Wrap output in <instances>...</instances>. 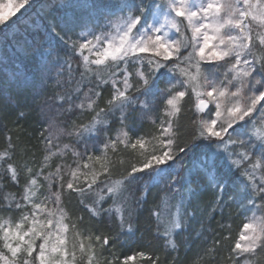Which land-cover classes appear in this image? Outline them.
Masks as SVG:
<instances>
[{
  "label": "snow or ice",
  "instance_id": "snow-or-ice-1",
  "mask_svg": "<svg viewBox=\"0 0 264 264\" xmlns=\"http://www.w3.org/2000/svg\"><path fill=\"white\" fill-rule=\"evenodd\" d=\"M32 5L0 4V69L11 61L9 46L34 69L0 76L15 81L12 87L31 77L26 86L40 109L42 146V160L21 163L12 136L0 141V217L9 216L0 223V264H128L134 257L121 261L115 249L140 231L146 194L161 184L175 212L163 223L157 217L165 257H149L150 264H180L175 238L187 232L209 190L221 214L236 207L251 215L236 237L221 225L204 254L214 260L217 246L231 241L217 264H260L264 0H53L42 23L30 26L23 20ZM13 26L9 38L5 29ZM66 67L79 72V86L59 95L56 115L91 119L63 121L54 141L45 118L52 105L41 98ZM24 117L16 113L17 121ZM64 137L69 143L61 147L56 141ZM129 146L132 161L124 158ZM69 150L73 163L45 174ZM169 248L177 253L171 261Z\"/></svg>",
  "mask_w": 264,
  "mask_h": 264
},
{
  "label": "trees",
  "instance_id": "trees-1",
  "mask_svg": "<svg viewBox=\"0 0 264 264\" xmlns=\"http://www.w3.org/2000/svg\"><path fill=\"white\" fill-rule=\"evenodd\" d=\"M53 0H34L33 5L28 8L25 16L27 19L23 20L24 24L27 25H40L42 23L41 17L49 12L50 4ZM43 9V11H42ZM23 11V10H21ZM54 14V9L52 10ZM20 13H17L19 16ZM13 20L16 17H12ZM17 31L15 26L9 31L5 29L6 35L11 38L12 35ZM8 55L11 57V61L5 60L8 63V67L0 69V73H11L16 71L19 74L31 73L34 69L30 61L26 58H17L12 52L11 46L8 47ZM73 69L76 68V62L72 61ZM105 77L107 78L108 70H104ZM31 77L27 76L24 85L12 87L15 81H4L3 77L0 76V141L3 140L4 134L7 133L12 136L13 140L19 144L18 148V160L23 163L25 160L28 161H39L42 160L41 145L37 140L41 125L38 120L41 118L39 115L40 109L36 104H33L32 94L27 89V84L30 83ZM50 86L46 89L42 100L47 99V102L52 105L51 112H48L45 108L46 116L51 126V135L55 141L57 136L61 135V125L63 121H67L71 124L74 120H79V122L87 123L90 119V115H78V114H65L63 116H57L56 113L59 110L57 107L59 95L64 94L68 91H74L76 87L79 86V72L73 71L69 72L67 67L64 69V74L62 77H57L55 81L49 82ZM103 106V103H101ZM24 111L25 117L22 120H16V113L18 111ZM181 122L187 124V117L182 116ZM6 126V127H5ZM262 134H264V128L258 129ZM19 136L18 134L21 133ZM184 139H187V128L185 129ZM115 136V133H113ZM60 146L63 147L64 143H69L67 137H64ZM124 145L121 144L120 148L124 149ZM56 151V149H53ZM139 148L137 149V153ZM108 155L111 157L112 153L109 151ZM125 159L132 161L133 155L132 150L129 146ZM75 158L71 154V150L67 157L63 158H53L54 164L51 168L45 166V174L48 171L55 172V164L65 163L72 164ZM86 159V158H85ZM84 161H80L83 163ZM89 163H93L89 161ZM74 166V165H73ZM99 168V164L96 165ZM163 184L152 187L150 191L146 194V201L143 205V211L140 216V231L136 233L134 237L128 240L123 247L117 246L115 251L121 255L118 257L119 260H123L126 256L140 257V263H128V264H150L149 257L154 260L159 257L162 261L165 257V251L163 249L164 240H157V217H159L161 223L167 221L175 212L174 201L166 200L165 193L166 189H163ZM11 191H16V189H11ZM141 193L137 192L136 195L139 196ZM260 202L257 201V204ZM76 204V201H73ZM199 207L196 213V219L192 222L187 232L183 233L181 236L176 237V242L180 246L179 256L180 264H217V262L222 261L227 257V247L231 241H224L221 245L217 246L215 253V259L212 260V253L205 255V250L212 249L213 242L215 239L219 238L221 232V225L228 226L230 228V235L232 237L238 236L240 230L243 227V223L246 222L245 215H251L247 213L245 215L241 214V210L236 207L225 208L223 214L219 208H214V197L209 190L203 193L198 202ZM107 207V205H105ZM189 211L191 209L189 208ZM84 216L85 221H87V215L79 210L76 211V216ZM259 215V213H257ZM14 216H19V213H15ZM9 221V216L4 214L0 217V223L7 224ZM203 227V233L201 235V228ZM162 231V228H161ZM224 235H229L228 231L224 232ZM199 237V238H198ZM86 242V241H85ZM171 253L168 256V260L171 261L172 257L176 256L177 253L168 249ZM139 253H144L143 256ZM199 253V255H197ZM105 257H109V252L104 253ZM110 258V257H109ZM259 260L260 264H264V255L258 256L256 258Z\"/></svg>",
  "mask_w": 264,
  "mask_h": 264
},
{
  "label": "rangeland",
  "instance_id": "rangeland-1",
  "mask_svg": "<svg viewBox=\"0 0 264 264\" xmlns=\"http://www.w3.org/2000/svg\"><path fill=\"white\" fill-rule=\"evenodd\" d=\"M7 2H8V0H0V4H6ZM3 11L7 12L8 9L5 8V9H3ZM140 261H141V258L138 256V257H135L133 260H130L128 263H140Z\"/></svg>",
  "mask_w": 264,
  "mask_h": 264
}]
</instances>
